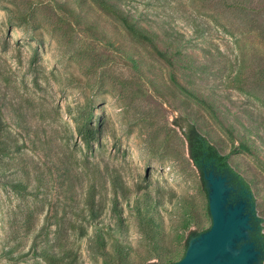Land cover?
I'll return each mask as SVG.
<instances>
[{"label":"rangeland","instance_id":"374dc122","mask_svg":"<svg viewBox=\"0 0 264 264\" xmlns=\"http://www.w3.org/2000/svg\"><path fill=\"white\" fill-rule=\"evenodd\" d=\"M110 1L145 16L173 64L96 0H0V264L180 255L212 225L184 118L230 155L264 233V0Z\"/></svg>","mask_w":264,"mask_h":264},{"label":"trees","instance_id":"16d2710c","mask_svg":"<svg viewBox=\"0 0 264 264\" xmlns=\"http://www.w3.org/2000/svg\"><path fill=\"white\" fill-rule=\"evenodd\" d=\"M54 1L62 8H65L67 5L65 2H63V0ZM96 2L103 10L113 14L114 17L121 22L123 27L127 30L132 38L150 44L161 58L165 59L169 63L173 62L175 54L172 53V56H168V52L170 51L171 46L163 40L161 32L157 31L152 26L143 23L145 16H143L142 14H140L139 16L137 14H133L131 11L122 8V6L117 2H111L110 0H96ZM8 11L13 14L17 12L13 10ZM17 13H23L26 15V13L23 11H18ZM24 19L26 20L27 18L25 17ZM160 44H163L164 47L162 48ZM174 123L182 130V133L188 143L190 158L201 174L203 185L207 193H209V189L207 186V181L205 179V171L208 172L210 169H213L218 174H226L230 179V183L238 188V190L242 187L247 189L248 193H252L246 179L231 167L229 163L230 155L222 153L220 149L199 130L196 124L187 120L186 118L183 119V123ZM2 132V119L0 116V154L4 155L7 153L8 145L2 142ZM85 133V138L88 142H98V134L101 133V131L95 125H86ZM243 148L245 150L249 149L244 144ZM18 185L20 184H15L16 187ZM251 216V222L254 226V230L251 231L252 239L256 241L257 246L262 248L264 252V233L262 232L263 227L261 225L262 220L255 214L254 210L252 211ZM149 219L153 220L152 217ZM210 227L204 229L201 232L192 230L187 237V240L185 241L183 252L180 255L175 254L173 256H169L162 264H172L181 260L186 254L190 241L203 232L207 231ZM40 255L49 262L56 264L61 263L65 260V258L67 257V252L61 253L57 251L43 250ZM151 264L161 263L153 262Z\"/></svg>","mask_w":264,"mask_h":264},{"label":"water","instance_id":"95a60500","mask_svg":"<svg viewBox=\"0 0 264 264\" xmlns=\"http://www.w3.org/2000/svg\"><path fill=\"white\" fill-rule=\"evenodd\" d=\"M211 227L190 241L184 257L172 264H264L262 249L251 240L247 201L231 202L236 190L226 174L205 171ZM255 204L248 208L252 211Z\"/></svg>","mask_w":264,"mask_h":264},{"label":"flooded vegetation","instance_id":"af4514ba","mask_svg":"<svg viewBox=\"0 0 264 264\" xmlns=\"http://www.w3.org/2000/svg\"><path fill=\"white\" fill-rule=\"evenodd\" d=\"M230 180V179H229ZM231 184V183H230ZM232 185V184H231ZM234 186V185H233ZM235 187V186H234ZM235 191L232 193V197H231V202H233V203H236V202H238L239 200H244V201H247V212H250V214L252 215V211L248 208V206L250 207V204H251V202H250V200H251V194L250 193H248V191H247V189H245V188H240L239 190H238V188H236L235 187ZM252 217V216H251ZM252 223V222H251ZM253 230H254V228H253ZM252 231V230H251ZM251 231H250V237H251V240H253L252 239V236H251ZM253 241H255V240H253ZM255 243H256V241H255ZM258 248H260V247H258Z\"/></svg>","mask_w":264,"mask_h":264}]
</instances>
